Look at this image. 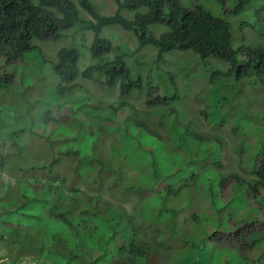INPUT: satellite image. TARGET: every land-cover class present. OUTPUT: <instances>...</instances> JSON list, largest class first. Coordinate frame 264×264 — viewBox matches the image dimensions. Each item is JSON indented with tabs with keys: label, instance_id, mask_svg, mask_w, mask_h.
<instances>
[{
	"label": "trees",
	"instance_id": "trees-1",
	"mask_svg": "<svg viewBox=\"0 0 264 264\" xmlns=\"http://www.w3.org/2000/svg\"><path fill=\"white\" fill-rule=\"evenodd\" d=\"M109 1L0 0V264H264V0Z\"/></svg>",
	"mask_w": 264,
	"mask_h": 264
},
{
	"label": "rangeland",
	"instance_id": "rangeland-1",
	"mask_svg": "<svg viewBox=\"0 0 264 264\" xmlns=\"http://www.w3.org/2000/svg\"><path fill=\"white\" fill-rule=\"evenodd\" d=\"M95 1H98V4L99 3H102L101 4V10L104 12V13H109V12H112L114 10V3L109 1V0H95ZM182 3L185 5V6H191V2L190 0H181ZM257 0H254L253 2H256ZM193 3H197L203 10H206V11H209L211 12L212 14L214 15H221L222 14V10H221V6L220 4L215 1V0H192ZM81 17H88L87 14L83 13L81 15ZM244 18V16L242 14H240L239 16H235V17H232L230 18V22H231V31H232V45L233 47H237L240 43H242V34H244V36H246L247 40H253V39H256L258 40L259 42H262L264 43V35L262 37L259 36V34L251 29V28H243L242 30H240L238 28L241 20ZM249 19V18H247ZM155 31L157 33H159L162 28L160 26H155L154 27ZM73 32V31H72ZM71 34H73L76 38H79V35L82 34V31L81 30H78L76 32H73ZM103 34L105 35H108L109 34L111 35V39L113 40V42L115 43H125L127 46H129L128 48L130 50H132L134 47V44H136V39L135 37L131 34V33H127L126 31L122 30L121 28H119L118 26H112V27H109V28H105L103 30ZM85 36H86V40L89 41L90 40V37L92 36L91 32H88V31H85ZM70 37H67L66 40H68ZM62 44L61 42L60 43H52V44H41L44 48V51L47 52V54L50 56V57H54L55 56V52L57 50V48L59 47V45ZM85 51V56L88 55L87 51ZM141 52L145 55L142 60L144 62H150L153 58H154V55H155V50L152 48V47H145L141 50ZM137 55H139V53H135V54H131L128 56L130 62L132 61V58L136 57ZM166 58H171L173 60V63L172 65L174 64H177V63H180V62H183V61H189L188 60V57L186 55H184V53H172V54H166ZM148 64V63H146ZM149 69V65L146 66L144 68V71H148ZM201 79H204L203 77H195L194 78V81H198V80H201ZM193 86H195L196 84H192ZM198 86L199 88L203 87L202 83H198ZM194 92V91H192ZM109 99H111L112 101H115V97L114 95L111 96ZM135 104H138L139 102L138 101H131ZM262 102V101H261ZM193 107H198L197 106V103H194L193 104ZM192 107V108H193ZM193 110H196L195 108H193ZM195 113H197L195 111ZM193 123L196 125V126H199L200 128H202L203 130H207L208 127L205 126L202 121L200 120V116L199 115H196L195 117L192 116L191 117ZM115 128L117 127L116 125L114 126ZM119 127V126H118ZM121 133H122V137L124 136V129L123 127H119ZM102 132V131H101ZM107 133H110V134H114L115 133L113 132V130H107L106 131ZM105 132V133H106ZM219 134L223 137V139L226 141V144L224 145V147H226L227 149H232L233 147L236 148L235 145H238V141H239V134H236V135H233L230 131V128L228 125L224 126L220 131H219ZM123 139L125 140V138L123 137ZM137 140V139H136ZM134 140V141H136ZM139 140H141L139 138ZM142 141V140H141ZM148 144V143H147ZM147 144H142V145H139V147H142V148H145L147 147L146 145ZM133 147V146H132ZM139 147H136V148H139ZM123 149L127 150L128 149V145H123ZM135 149V148H134ZM134 153V155H136V150H128L127 153ZM236 152H237V149L235 150H232V156L234 158V161L236 160L235 157H236ZM166 149L165 147H162V151L160 153H158V155H162V156H166ZM134 157V156H133ZM133 157L130 158V160L132 162H135V160L133 159ZM236 164L235 162H232V168H236ZM126 206L129 205L128 202L125 203ZM27 262L24 263V262H21L20 264H28V260H26Z\"/></svg>",
	"mask_w": 264,
	"mask_h": 264
},
{
	"label": "clouds",
	"instance_id": "clouds-1",
	"mask_svg": "<svg viewBox=\"0 0 264 264\" xmlns=\"http://www.w3.org/2000/svg\"><path fill=\"white\" fill-rule=\"evenodd\" d=\"M191 4H192V0H190ZM184 3V2H183ZM185 4V3H184Z\"/></svg>",
	"mask_w": 264,
	"mask_h": 264
}]
</instances>
